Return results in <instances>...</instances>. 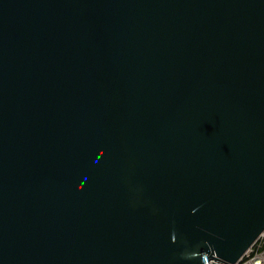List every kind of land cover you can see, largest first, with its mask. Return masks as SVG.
I'll return each mask as SVG.
<instances>
[{
  "label": "water",
  "instance_id": "obj_1",
  "mask_svg": "<svg viewBox=\"0 0 264 264\" xmlns=\"http://www.w3.org/2000/svg\"><path fill=\"white\" fill-rule=\"evenodd\" d=\"M264 228V0H0V264H230Z\"/></svg>",
  "mask_w": 264,
  "mask_h": 264
},
{
  "label": "built area",
  "instance_id": "obj_2",
  "mask_svg": "<svg viewBox=\"0 0 264 264\" xmlns=\"http://www.w3.org/2000/svg\"><path fill=\"white\" fill-rule=\"evenodd\" d=\"M230 264H264V228L242 255Z\"/></svg>",
  "mask_w": 264,
  "mask_h": 264
}]
</instances>
